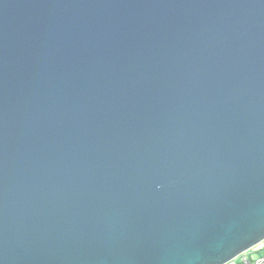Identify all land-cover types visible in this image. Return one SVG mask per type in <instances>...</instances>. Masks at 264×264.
Listing matches in <instances>:
<instances>
[{
    "label": "water",
    "instance_id": "95a60500",
    "mask_svg": "<svg viewBox=\"0 0 264 264\" xmlns=\"http://www.w3.org/2000/svg\"><path fill=\"white\" fill-rule=\"evenodd\" d=\"M263 243L264 0H0V264Z\"/></svg>",
    "mask_w": 264,
    "mask_h": 264
},
{
    "label": "built area",
    "instance_id": "2783aa9c",
    "mask_svg": "<svg viewBox=\"0 0 264 264\" xmlns=\"http://www.w3.org/2000/svg\"><path fill=\"white\" fill-rule=\"evenodd\" d=\"M229 264H264V250L260 253H255L253 249L237 257Z\"/></svg>",
    "mask_w": 264,
    "mask_h": 264
},
{
    "label": "crops",
    "instance_id": "0c3cea01",
    "mask_svg": "<svg viewBox=\"0 0 264 264\" xmlns=\"http://www.w3.org/2000/svg\"><path fill=\"white\" fill-rule=\"evenodd\" d=\"M264 250V243L259 245L258 247L254 248L255 253H260Z\"/></svg>",
    "mask_w": 264,
    "mask_h": 264
}]
</instances>
